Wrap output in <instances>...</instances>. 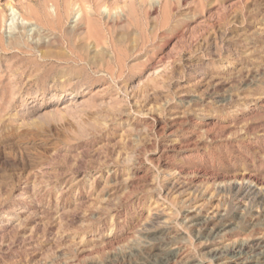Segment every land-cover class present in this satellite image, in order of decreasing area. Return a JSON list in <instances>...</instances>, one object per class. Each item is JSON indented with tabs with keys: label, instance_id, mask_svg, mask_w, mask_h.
<instances>
[{
	"label": "rangeland",
	"instance_id": "rangeland-1",
	"mask_svg": "<svg viewBox=\"0 0 264 264\" xmlns=\"http://www.w3.org/2000/svg\"><path fill=\"white\" fill-rule=\"evenodd\" d=\"M0 264H264V0H0Z\"/></svg>",
	"mask_w": 264,
	"mask_h": 264
},
{
	"label": "bare ground",
	"instance_id": "bare-ground-1",
	"mask_svg": "<svg viewBox=\"0 0 264 264\" xmlns=\"http://www.w3.org/2000/svg\"><path fill=\"white\" fill-rule=\"evenodd\" d=\"M10 7L12 10V13H11L12 18L10 19V21H11L10 24L13 25V22L17 20V22L20 26H24L27 29V23L30 22L29 19H27L25 17L24 13L21 10H19L14 4H10ZM51 8H52V11L55 14V16L58 19H62V20L64 18L69 19L70 17L73 16V17H77V20H76V22H77V21H80L86 17H89V15H90V12L82 4H74L73 6H71V4H66L63 12H62L60 6H58V5H52ZM10 28H11V26H10ZM32 31H36V29L32 28V29L28 30V33L32 32ZM65 33L67 34L69 32H62L61 36L64 37L65 39H72L69 36V34H67L68 36H66ZM32 34L30 33L28 35H30V37L32 38L33 37ZM89 37H94V35L89 34ZM94 39H96V42H98L99 41L98 39H100V38L94 37ZM242 249H243V246L240 247V250H242Z\"/></svg>",
	"mask_w": 264,
	"mask_h": 264
}]
</instances>
